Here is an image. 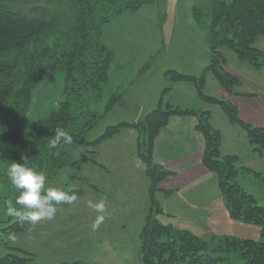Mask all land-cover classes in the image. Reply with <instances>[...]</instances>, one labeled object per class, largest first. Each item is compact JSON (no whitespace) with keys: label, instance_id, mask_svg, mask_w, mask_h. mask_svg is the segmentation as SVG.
<instances>
[{"label":"trees","instance_id":"16d2710c","mask_svg":"<svg viewBox=\"0 0 264 264\" xmlns=\"http://www.w3.org/2000/svg\"><path fill=\"white\" fill-rule=\"evenodd\" d=\"M45 1L65 6L73 12L71 27L58 35L45 37L57 24L59 16H47L39 5ZM159 0H0V55L10 52L28 54L29 73L18 87L16 61L0 60V160L7 167L23 162L52 178L64 166H76L77 160L67 151L68 143L61 137L56 148L49 144L56 131L62 130L72 137V143L93 128L122 96H112L104 114L91 109V100L103 95L109 80V70L114 53L102 43V26L125 10L136 11L144 5ZM31 3V4H30ZM195 22L204 31L210 50V62L196 76L174 69L165 72L171 82H191L198 96L218 104L230 121L239 124L247 134L253 149L264 155V127L252 126L241 120L236 107L227 100L204 92L206 74L212 72L228 91L238 84L225 68L223 49L232 50L240 60L256 68L264 66V51L254 46L258 36L264 37V0H206L202 6H193ZM70 20V19H67ZM56 28V27H55ZM54 41L52 44L51 41ZM64 74V98L43 118L35 122L34 131L26 134L22 118L31 103L34 85L51 74ZM172 89L166 87L156 108L143 119L110 125L98 138L87 143L88 153L114 137L122 128L139 132L138 154L146 164L150 178V191L169 176L170 171L153 159L154 142L160 130L173 115H194L196 129L205 138L202 161L218 178L227 209L232 218L261 227V239L239 238L234 235H212L204 239L187 229H177L159 219L163 209L151 196V207L140 232L142 264H264V205L244 190L236 181L241 170H251L239 165L237 155H223L220 149L221 134L211 123V112L200 108L174 106L165 100ZM70 143V144H72ZM85 161L93 160L89 155ZM94 161V160H93ZM264 179V174L252 171ZM77 196L76 190H62ZM55 203V202H53ZM66 205L61 203L55 206ZM27 221L19 218L3 227L1 233L21 232ZM7 264V255L0 258Z\"/></svg>","mask_w":264,"mask_h":264},{"label":"rangeland","instance_id":"374dc122","mask_svg":"<svg viewBox=\"0 0 264 264\" xmlns=\"http://www.w3.org/2000/svg\"><path fill=\"white\" fill-rule=\"evenodd\" d=\"M205 1L159 0L144 5L136 11L125 10L104 23L101 36L102 43L113 51V65L119 66V70L115 69L112 72L111 79L103 87L102 97L98 100L92 97L91 109L102 115L105 113L112 96L122 94L126 90L127 92L93 128L84 132L76 142L67 145V151L77 160L76 166L64 165L57 170L54 177L46 180L45 188L70 189L80 192L73 203L56 206L58 209L70 205L76 212L69 215L65 212H57L51 219H43L35 224L27 222L21 232L5 234L0 231V258L7 255V264H54L56 243L59 247L63 246V249H70L69 252L71 253L80 251L79 254H85L84 247H82L84 243L78 242L85 237L80 238L77 233L79 230L83 231L85 227L90 230L86 220L88 217H82L77 221L78 229H75L77 230L75 237L66 244L62 242L64 236L55 233L54 225L59 221L67 222L79 218L83 215L82 213L89 215L90 208L92 211L90 205L93 204L87 201L92 193L90 188L95 183L100 188L101 185H99V181H95V174L92 176L90 173L95 164L91 161H85L83 156L87 154L99 163L110 156L107 167L114 171V174L110 176V181L116 195L115 199L118 201V198L124 197L128 192L123 184L118 183L117 179H119L120 174H115L114 168L117 167L116 160L118 157H115L113 150L116 146H104L101 149V154H104L101 158L94 153L87 152V143L103 134L108 126L125 118L135 120L136 115L143 118L149 111L156 108L162 91L171 86V81L165 74L168 69H174L183 74L199 75L202 73L204 60L210 62V51L204 31L193 18L192 9L195 5L202 6ZM38 4L44 7L45 11L47 10L48 17L59 16L61 18L58 19L59 23L46 33L45 37L50 36L51 33L58 35L61 33L60 30L66 31L71 27L73 12L68 9V4L62 6L54 2L47 4L45 1ZM51 42L54 43L53 40ZM0 60L18 62L19 69L16 72V82L20 87L21 82L27 78L26 73H29L28 54L14 51L0 55ZM122 75L128 82L125 86L121 84L124 82L120 78ZM135 76H137V80L133 81ZM216 83L205 86L206 90L214 92ZM128 84L129 87H127ZM63 98L64 74L62 72H56L37 82L32 90L30 106L22 118L26 134H31L34 131L35 122L45 117ZM215 105L218 107L215 111H220L219 105ZM218 113L215 112V118L218 117ZM125 149H128L127 153L132 156L130 146H125ZM99 166L102 165L99 164ZM7 169V165L0 160V230L18 220L17 217L7 215L5 201L11 200L18 209L22 208L21 205L15 204L20 193L12 185ZM98 169L100 168L98 167ZM72 175H74L73 178ZM238 176L236 177L238 184L248 193L254 195L259 204L264 205V184L251 175H247L245 178ZM83 194H85L84 200L86 202L82 204L77 201L82 198ZM213 209H216L217 215L206 218L202 222L184 220L181 216L171 219L165 214L157 216L164 224L173 223L177 228H188L204 239L215 234L234 235L239 238L257 240L262 238L259 225L235 220L226 214L219 216L217 204ZM139 218L140 215L138 216L136 210L132 208L127 219L130 232L135 231ZM67 244L69 245L67 246ZM56 254H58L57 249ZM135 258L136 263L140 264L138 253ZM233 264H241V262L236 261Z\"/></svg>","mask_w":264,"mask_h":264},{"label":"crops","instance_id":"0c3cea01","mask_svg":"<svg viewBox=\"0 0 264 264\" xmlns=\"http://www.w3.org/2000/svg\"><path fill=\"white\" fill-rule=\"evenodd\" d=\"M254 46L264 51V37L258 36L254 41ZM223 54L226 58V71L237 79L238 84L232 91H228L219 83L212 72H208L205 86L213 85L214 82H217V85L214 92H209L204 86V92L230 102L236 107L239 118L244 122L255 127H264V66L256 68L248 62L242 61L228 48L223 49ZM208 64L209 62L204 60L203 70ZM115 69L119 70V66L113 65L112 62L109 80ZM190 75L198 76V74ZM136 77L133 78V81L137 80ZM120 78L124 80L121 83L122 86L127 85L125 76L122 75ZM169 81L171 80L169 79ZM171 86L172 89L165 95V100L174 106L209 110L211 123L221 134L220 149L222 154L237 155L239 165L251 169L241 170L239 172L240 177L245 178L247 175H251L264 184L262 177L252 173L255 171L264 174V155H259L253 149L246 131L239 124L230 121L220 106V111H215L218 108L215 103L201 99L193 83L171 82ZM126 92L127 90L122 93L119 100L123 98ZM215 112H219L217 118H215ZM135 117V120L125 118L120 122L133 123L144 118H139V115ZM196 125L197 118L194 115H173L168 124L160 130L154 142L153 159L171 174L159 182L153 192L150 191L151 182L146 173V164L138 154L139 132L136 129L122 128L120 133L118 132L114 137L97 146L94 154L101 158L104 155L101 154V149L104 146H116L113 152L118 159L116 160L117 167L114 170L115 174H120L119 179H116L119 184L126 187L128 192L124 197L118 198V201L115 199L116 195L110 181V176L114 174V171L107 167L110 156L101 163L95 159H93L94 161L88 160L95 164L90 173L92 176L95 174L96 180L95 178L94 180L99 181L101 188L97 183L92 184L93 187L90 188L92 193L87 201L93 205L103 202L105 211L98 212L92 206L89 215L82 213L83 215L74 220L59 221V223L54 224L55 233L64 236L63 244L75 237L77 231L75 229H78L77 221L80 218L88 217L86 220L90 226V230L85 227L83 231L79 230L77 233L80 238L85 237L78 241L84 243L82 247H84L85 254H79L80 251L71 253L69 252L70 249H63V246L59 247L56 243L54 264H137L135 258L137 253L140 264H142L140 232L151 207L152 195L163 209L162 214L170 219L181 216L184 220L202 222L206 218L217 215L216 209H213L215 204L218 206L219 216L226 214V216L231 217L216 174L211 172L202 161L205 138L196 129ZM125 146H130L132 156H129ZM73 177L74 175H72ZM84 196L85 194L77 202L82 204L86 202ZM132 208L136 210L138 216L140 215L138 226L134 232L129 231L127 220ZM57 210L56 213L65 212L68 215L76 212L70 205L59 207ZM99 217H103V219L98 222ZM94 224H97L95 228L93 227ZM169 224L175 227L173 223ZM177 229L190 230L188 228ZM56 249L58 254H56Z\"/></svg>","mask_w":264,"mask_h":264},{"label":"clouds","instance_id":"9594fccd","mask_svg":"<svg viewBox=\"0 0 264 264\" xmlns=\"http://www.w3.org/2000/svg\"><path fill=\"white\" fill-rule=\"evenodd\" d=\"M61 137L65 143H72V137L58 129L55 138L50 141L49 147L56 148ZM22 161L11 163L7 169L12 185L20 193L15 204L21 205L22 208L18 209L11 200L5 201L7 215L35 224L43 219H51L57 211L55 205L71 204L77 199L75 195H68L57 188H45L46 175L29 167L27 157H23ZM90 206H93L98 212L105 211L103 202ZM102 219L103 217H99L98 222ZM96 226L97 224L93 225L94 228Z\"/></svg>","mask_w":264,"mask_h":264}]
</instances>
